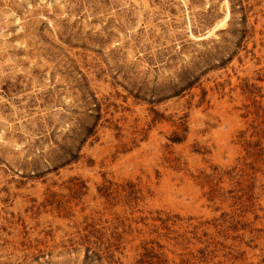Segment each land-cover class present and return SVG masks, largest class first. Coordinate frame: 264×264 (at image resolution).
<instances>
[{
  "label": "rangeland",
  "instance_id": "1",
  "mask_svg": "<svg viewBox=\"0 0 264 264\" xmlns=\"http://www.w3.org/2000/svg\"><path fill=\"white\" fill-rule=\"evenodd\" d=\"M0 264H264V0H0Z\"/></svg>",
  "mask_w": 264,
  "mask_h": 264
}]
</instances>
